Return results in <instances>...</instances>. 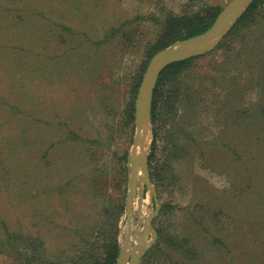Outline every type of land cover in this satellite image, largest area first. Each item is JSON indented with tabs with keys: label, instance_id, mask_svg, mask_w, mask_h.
Here are the masks:
<instances>
[{
	"label": "rangeland",
	"instance_id": "rangeland-1",
	"mask_svg": "<svg viewBox=\"0 0 264 264\" xmlns=\"http://www.w3.org/2000/svg\"><path fill=\"white\" fill-rule=\"evenodd\" d=\"M230 1L0 0V264L101 251L109 199L123 204L118 255L138 243V217L156 208L145 190L139 210L137 187L125 211L144 64L167 16ZM234 26L164 88L154 122L150 111L160 211L140 264H264V6Z\"/></svg>",
	"mask_w": 264,
	"mask_h": 264
},
{
	"label": "water",
	"instance_id": "water-1",
	"mask_svg": "<svg viewBox=\"0 0 264 264\" xmlns=\"http://www.w3.org/2000/svg\"><path fill=\"white\" fill-rule=\"evenodd\" d=\"M252 1L253 0H231L219 13L211 28L206 32L167 47L157 52L150 59L141 79L134 104L136 135L133 141V149L129 157V186L126 196L125 211L127 216L130 217L131 201L137 187L139 193V210L144 200L145 190L151 194L156 208L145 222L142 223L138 217V223L143 225L144 235L138 240V243L132 247L127 244V238L125 239L124 245L119 248L116 264H140L146 251L156 240V233L151 230L150 224L158 216L160 206L156 198V191L150 183L145 142L150 122L153 93L160 73L171 64L197 58L212 51L232 29ZM143 130L145 135L140 137ZM138 142L142 150L136 157L133 150ZM148 234L152 235V240L146 243L143 238Z\"/></svg>",
	"mask_w": 264,
	"mask_h": 264
},
{
	"label": "trees",
	"instance_id": "trees-1",
	"mask_svg": "<svg viewBox=\"0 0 264 264\" xmlns=\"http://www.w3.org/2000/svg\"><path fill=\"white\" fill-rule=\"evenodd\" d=\"M264 6V0H253L245 14L238 20L234 26L231 33L237 32L238 28L247 27L252 23L261 8ZM209 13L205 18H188L181 17L176 18V16L169 15L165 19V28L162 35H158L157 42L152 47V52L148 56V60L158 51L166 48L168 45L174 43L175 41L186 40L191 37L198 36L206 32L213 24L216 16L218 15V10L208 9ZM182 27L183 32H179ZM230 33V34H231ZM195 59V58H194ZM194 59H189L181 62H177L167 66L159 75L156 87L152 98V108H151V119L152 122L155 120V112L158 109L159 102L161 100L164 88L173 82H176L179 76L184 72V70L193 62ZM147 66V62L144 64ZM133 117V107H131V115L129 120L132 122ZM107 201V200H106ZM104 202L101 207L103 216L107 217L108 220L105 225L101 227L100 236L105 239V244H102L101 251L95 252L93 250L94 246H88L81 252L79 257V264H116L118 256V245H117V227L116 222L118 217L123 212V204L119 198L114 200L109 199L108 202ZM116 216L115 223H111L110 217L114 219ZM97 235L95 236V238ZM94 238V239H95ZM93 244V243H92ZM71 264H74L72 261Z\"/></svg>",
	"mask_w": 264,
	"mask_h": 264
},
{
	"label": "bare ground",
	"instance_id": "bare-ground-1",
	"mask_svg": "<svg viewBox=\"0 0 264 264\" xmlns=\"http://www.w3.org/2000/svg\"><path fill=\"white\" fill-rule=\"evenodd\" d=\"M145 135V132H144V130L141 132V134H140V137L142 136H144ZM141 150H142V148H141V146H140V143L138 142V144H137V146L135 147V149L133 150V153H134V155L137 157L140 153H141Z\"/></svg>",
	"mask_w": 264,
	"mask_h": 264
}]
</instances>
